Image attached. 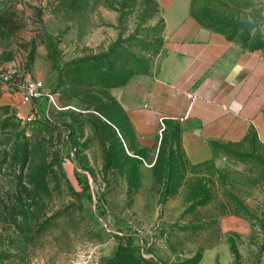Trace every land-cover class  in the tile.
Segmentation results:
<instances>
[{
    "label": "rangeland",
    "instance_id": "obj_1",
    "mask_svg": "<svg viewBox=\"0 0 264 264\" xmlns=\"http://www.w3.org/2000/svg\"><path fill=\"white\" fill-rule=\"evenodd\" d=\"M193 5L250 26L234 42L245 29L264 58V0ZM160 17L154 0H0V71L56 92L0 95V264H264L258 139L192 163L173 124L148 147L123 124L117 90L153 72Z\"/></svg>",
    "mask_w": 264,
    "mask_h": 264
},
{
    "label": "crops",
    "instance_id": "obj_2",
    "mask_svg": "<svg viewBox=\"0 0 264 264\" xmlns=\"http://www.w3.org/2000/svg\"><path fill=\"white\" fill-rule=\"evenodd\" d=\"M154 1L163 41L155 68L116 94L136 143H158L165 125L176 123L180 145L192 163L221 158L217 146L237 145L250 135L264 145L260 51L242 48L200 24L190 15L191 0ZM188 93L196 99H188ZM105 123L129 154L120 131Z\"/></svg>",
    "mask_w": 264,
    "mask_h": 264
},
{
    "label": "built area",
    "instance_id": "obj_3",
    "mask_svg": "<svg viewBox=\"0 0 264 264\" xmlns=\"http://www.w3.org/2000/svg\"><path fill=\"white\" fill-rule=\"evenodd\" d=\"M44 88H46V86L41 80L24 78L20 75V71L17 68L0 71V95L15 94L24 105H31L43 98H48L55 105L53 98L55 94L53 92L44 94ZM187 98L193 101L196 99V95L188 93ZM36 117L40 118L39 115ZM45 117L49 120L47 114ZM31 119L35 120V117L32 116L28 120Z\"/></svg>",
    "mask_w": 264,
    "mask_h": 264
},
{
    "label": "trees",
    "instance_id": "obj_4",
    "mask_svg": "<svg viewBox=\"0 0 264 264\" xmlns=\"http://www.w3.org/2000/svg\"><path fill=\"white\" fill-rule=\"evenodd\" d=\"M194 5H193V0H191V9H190V15L196 20L198 21L200 24H202L203 26H205L206 28H208L209 30L215 32V33H218L222 36H224L227 40L229 41H236L237 39V34H238V31H240V29L242 28H246L247 27L249 28L250 26H247V25H241L240 23L238 22H232V21H222V20H213V19H210V18H207L204 20L203 18H201L200 16H198V14H196L194 12ZM218 25H220L221 27H218ZM249 40H251V37L249 35V32H245V29L243 31V35L242 37L239 39V41H242L243 44L241 45L242 48H248L249 50H252V51H256L257 49H260L259 47H257L256 45H253V44H249ZM128 83V82H127ZM125 83V85L127 84ZM92 87L95 88L96 87V84H92ZM53 93H56L55 90ZM119 106V105H118ZM120 107V106H119ZM100 116V115H99ZM101 117V116H100ZM102 120L105 122V121H108L109 123H111L112 125H114L121 133L122 137L126 140V129L128 130V132L131 134V136L134 137V134H133V130L129 124V122L127 121L126 117H125V114L123 113V124L125 125V128L126 129H122V126L120 124H117L116 122H112V121H109V120H106L104 119L103 117H101ZM171 125L173 124L174 125V128L178 130V134L180 133V128L178 126V124L176 123H170ZM169 123L165 125V129L163 132H165L168 128H170L171 126ZM106 125L109 127V129L111 130V132L113 133L115 139H116V135H115V132L114 130L111 128L110 125H108L106 123ZM72 133V130H70V134ZM251 136H254V135H251ZM255 137V136H254ZM256 138V137H255ZM117 142L120 144V142L118 141V138L116 139ZM164 141V137L162 136V140L161 142ZM126 145L128 146V143H127V140H126ZM128 149V148H127Z\"/></svg>",
    "mask_w": 264,
    "mask_h": 264
},
{
    "label": "water",
    "instance_id": "obj_5",
    "mask_svg": "<svg viewBox=\"0 0 264 264\" xmlns=\"http://www.w3.org/2000/svg\"><path fill=\"white\" fill-rule=\"evenodd\" d=\"M43 93H44V94L52 93V88H47V87L44 88V89H43Z\"/></svg>",
    "mask_w": 264,
    "mask_h": 264
}]
</instances>
